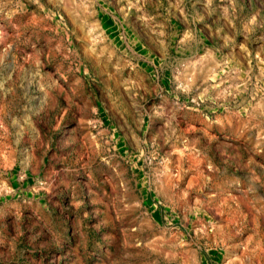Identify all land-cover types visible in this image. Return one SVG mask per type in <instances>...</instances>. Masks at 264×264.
Masks as SVG:
<instances>
[{
    "label": "rangeland",
    "instance_id": "rangeland-1",
    "mask_svg": "<svg viewBox=\"0 0 264 264\" xmlns=\"http://www.w3.org/2000/svg\"><path fill=\"white\" fill-rule=\"evenodd\" d=\"M0 264H264V0H0Z\"/></svg>",
    "mask_w": 264,
    "mask_h": 264
}]
</instances>
